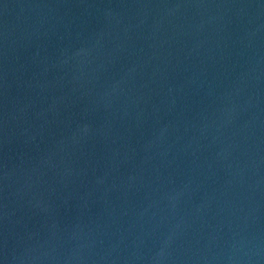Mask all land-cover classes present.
Instances as JSON below:
<instances>
[{
	"label": "water",
	"instance_id": "95a60500",
	"mask_svg": "<svg viewBox=\"0 0 264 264\" xmlns=\"http://www.w3.org/2000/svg\"><path fill=\"white\" fill-rule=\"evenodd\" d=\"M0 264H264V0H0Z\"/></svg>",
	"mask_w": 264,
	"mask_h": 264
}]
</instances>
